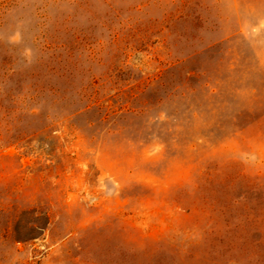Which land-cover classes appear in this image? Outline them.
Returning <instances> with one entry per match:
<instances>
[{
	"label": "rangeland",
	"instance_id": "obj_1",
	"mask_svg": "<svg viewBox=\"0 0 264 264\" xmlns=\"http://www.w3.org/2000/svg\"><path fill=\"white\" fill-rule=\"evenodd\" d=\"M0 264H264V0H0Z\"/></svg>",
	"mask_w": 264,
	"mask_h": 264
}]
</instances>
